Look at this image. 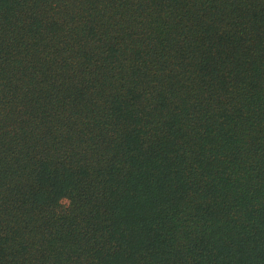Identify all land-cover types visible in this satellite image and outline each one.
I'll return each mask as SVG.
<instances>
[{"label": "trees", "instance_id": "16d2710c", "mask_svg": "<svg viewBox=\"0 0 264 264\" xmlns=\"http://www.w3.org/2000/svg\"><path fill=\"white\" fill-rule=\"evenodd\" d=\"M0 264H264V0H0Z\"/></svg>", "mask_w": 264, "mask_h": 264}]
</instances>
